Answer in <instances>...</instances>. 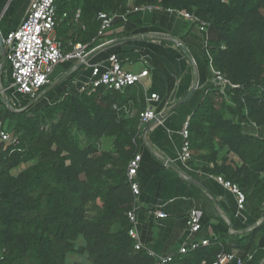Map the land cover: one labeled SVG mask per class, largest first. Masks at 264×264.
<instances>
[{"label": "trees", "instance_id": "16d2710c", "mask_svg": "<svg viewBox=\"0 0 264 264\" xmlns=\"http://www.w3.org/2000/svg\"><path fill=\"white\" fill-rule=\"evenodd\" d=\"M148 6L208 25L206 66L209 51L213 68L233 87L226 94L209 88L192 114L188 166L237 185L255 224L242 237L212 241L169 264H212L222 251L245 264L264 237L256 226L264 218V0H56L57 40L64 52L76 43L93 47L101 14L125 16ZM45 104L8 112L2 122L18 144L0 154V264H69L70 256L90 264H156L136 249L127 217L135 200L128 166L138 155L147 108L143 89L87 87ZM253 126L263 135H254Z\"/></svg>", "mask_w": 264, "mask_h": 264}, {"label": "crops", "instance_id": "0c3cea01", "mask_svg": "<svg viewBox=\"0 0 264 264\" xmlns=\"http://www.w3.org/2000/svg\"><path fill=\"white\" fill-rule=\"evenodd\" d=\"M31 1L0 0L3 43L8 34L21 25ZM207 39L208 34L201 31L199 25L178 12L131 11L113 18L102 39L110 44L89 59L90 64L106 63L115 54L125 71L149 72L143 86L134 87L143 89L147 107L151 106L157 114L155 122L142 125L138 137L141 161L136 180L140 196L135 230L138 243L155 257L180 255V247L189 239L187 219L192 210L200 217L202 230L196 237L200 240L212 242L242 237L255 226L246 209L239 211L231 189L217 177L181 161L184 126L206 91L215 86L204 59ZM4 48L3 54L0 49V122L8 112H24L31 105L30 99L13 85L5 45ZM74 67L76 77L72 79ZM89 76V67L70 62L60 64L45 89L43 101L55 102L66 93L79 96ZM194 87V93L188 98ZM153 94L159 99L150 102ZM130 104L133 107V103ZM136 111L134 107L132 113ZM258 134L262 136L263 132L258 130ZM7 145L0 141V154ZM29 166L31 163L22 165L13 175L17 176ZM158 213L167 217L159 218ZM260 226L264 235V220ZM245 264H264V237Z\"/></svg>", "mask_w": 264, "mask_h": 264}, {"label": "built area", "instance_id": "2783aa9c", "mask_svg": "<svg viewBox=\"0 0 264 264\" xmlns=\"http://www.w3.org/2000/svg\"><path fill=\"white\" fill-rule=\"evenodd\" d=\"M160 10L159 7L148 6L143 8H135L134 12ZM172 12V10H169ZM176 12V11H175ZM185 19L191 20L200 26L201 31L207 32L208 25L201 22L198 18L191 14L180 13ZM68 15L65 13L62 17L64 20ZM81 16V11L76 13L75 21ZM116 17V16H114ZM106 14H101V29L99 31V39L90 44L76 43L71 45L69 52L63 51L62 44L57 40L55 29L57 27V7L56 0H32L25 19L21 25L8 34L4 40L6 47V61L12 69L13 85L16 90L27 96L33 103H37L43 99L45 89L51 82L57 66L62 63L70 62L80 64L90 68V76L83 85L81 92L87 87L93 90L107 89L109 91H125L131 87L143 86V80L149 75L147 70L140 73H132L125 71L120 63L119 57L115 54L111 55L106 63L90 64L89 59L97 52L104 49L110 42L103 41V36L111 27L113 18ZM208 40V39H207ZM207 48V42L205 50ZM209 59V67L214 77L215 85L221 87L222 92H226L233 86L224 78V76L213 68V59L206 51ZM76 67L73 68V72ZM158 95L153 94L149 101L158 100ZM32 103V104H33ZM157 120V114L151 106L148 105L146 110L140 114L141 125H147ZM258 128L253 126L251 131L258 136ZM189 121L185 124L182 137L183 144L181 150V161L184 165H188L191 160L190 143H189ZM0 141L8 145H17L18 141L3 130V123L0 122ZM141 156L137 155L132 159L128 166V180L134 195L133 208L128 212L127 217L132 225L129 231L130 237L136 241V249L141 250L143 247L138 243V234L135 230L137 224V213L139 210L140 186L136 180ZM225 187L232 190L236 197L237 207L239 211L245 210L246 195L239 189L237 185L224 181L222 177L217 178ZM159 218H166L164 213L157 214ZM187 227L189 232L188 242L183 243L179 249L180 255H188L197 252L201 248L211 245L208 239H197L196 237L202 230L199 214L196 210H192L187 219ZM145 250V249H144ZM150 256L156 260V264H169L173 261L174 256L164 255L155 257L151 252L147 251ZM212 264H244L241 258L233 253L225 251L220 252Z\"/></svg>", "mask_w": 264, "mask_h": 264}, {"label": "rangeland", "instance_id": "374dc122", "mask_svg": "<svg viewBox=\"0 0 264 264\" xmlns=\"http://www.w3.org/2000/svg\"><path fill=\"white\" fill-rule=\"evenodd\" d=\"M42 101H43V99L40 100L39 102L35 103V108L36 107L40 108V107H43V106H45L47 104V103L45 104V102L43 103ZM32 103H33V101L30 100V104H32ZM48 103H50V102H48ZM103 145H104L105 148L109 146L108 143H104V142H103ZM68 261H69V264H74V263H78V262H81V261H83L85 264H90L89 261L86 258L84 259V258H81V257H78V256H70Z\"/></svg>", "mask_w": 264, "mask_h": 264}, {"label": "water", "instance_id": "95a60500", "mask_svg": "<svg viewBox=\"0 0 264 264\" xmlns=\"http://www.w3.org/2000/svg\"><path fill=\"white\" fill-rule=\"evenodd\" d=\"M0 49L2 51V54L5 53L4 43H3V39L1 37V35H0ZM194 91H195V87L192 89V92L190 93V95L188 96V98H190V96L194 93ZM150 126L151 125H149V127H147V131L149 130ZM263 220H264V218L261 221L258 222V225H260L263 222Z\"/></svg>", "mask_w": 264, "mask_h": 264}]
</instances>
